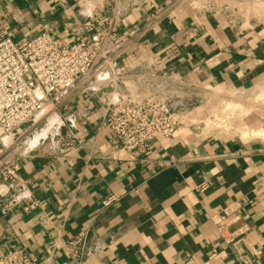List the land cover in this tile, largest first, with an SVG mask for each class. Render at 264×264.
Instances as JSON below:
<instances>
[{
  "label": "crops",
  "instance_id": "0c3cea01",
  "mask_svg": "<svg viewBox=\"0 0 264 264\" xmlns=\"http://www.w3.org/2000/svg\"><path fill=\"white\" fill-rule=\"evenodd\" d=\"M162 2L116 19V31L141 26ZM112 8L109 0H0V36L21 42L46 29L71 41L85 35L84 20ZM258 12L236 20L222 6L198 12L182 3L138 35L114 72L152 59L184 84L262 86ZM93 87L78 86L9 148L22 185L20 205L0 212V250L22 248L37 264H264V120L249 123L258 136L182 129L151 140L148 152H126L102 121L112 86ZM256 114L264 119V110ZM82 230L86 244L74 257L68 242Z\"/></svg>",
  "mask_w": 264,
  "mask_h": 264
},
{
  "label": "built area",
  "instance_id": "2783aa9c",
  "mask_svg": "<svg viewBox=\"0 0 264 264\" xmlns=\"http://www.w3.org/2000/svg\"><path fill=\"white\" fill-rule=\"evenodd\" d=\"M109 1L113 3L111 14H93L84 20L81 28L85 35L71 41L54 37L46 29L21 42L13 39L9 31L0 36L1 213H10L20 205L19 162L9 156V148L16 143L24 126L44 116L51 117L55 107L81 85L90 89L112 86V97L102 121L120 149L126 152H148L151 140L159 136L170 139L182 129L210 135H226L231 131L236 136H252L249 133L253 128L239 117V110H247L251 104L242 105L236 98L261 101L264 105V85L214 90L209 86L184 84L179 77L160 73L152 59L142 63L138 70L123 74L114 72L115 62L136 43L138 35L159 23L170 8L187 3L198 12L219 6L226 12H234L239 6L220 0H163L158 6L151 5L141 26L119 34L115 29L116 19L129 11L139 10L147 0H126V4L124 1L120 4L122 0ZM252 1L259 5V9H264V0ZM198 91H204L217 101L221 112L213 117L217 121L216 128L220 127L217 132L191 127L196 121L189 118L190 111L182 104H173V100L178 101ZM226 112L230 117H222ZM219 114L222 118L217 117ZM8 189H14L15 193ZM112 199L113 196L107 198L104 205ZM86 239L87 233L82 230L68 242V250L74 257L80 256ZM0 264L37 262L22 248H13L0 250Z\"/></svg>",
  "mask_w": 264,
  "mask_h": 264
},
{
  "label": "rangeland",
  "instance_id": "374dc122",
  "mask_svg": "<svg viewBox=\"0 0 264 264\" xmlns=\"http://www.w3.org/2000/svg\"><path fill=\"white\" fill-rule=\"evenodd\" d=\"M220 1H225V2L227 1L229 4L234 3V6H239L238 11L229 12V14L233 15L234 16L233 18H235L236 20H241L243 19V17L249 18V16L252 15L253 13H260L258 12V10H261L259 9V5L256 3H253L252 0H248V1L247 0L246 1L220 0ZM223 4L225 6V3ZM240 10H242V12ZM250 10H255V11H250ZM186 96H187L185 97L186 101L182 103V106L184 105L187 111H190L189 118L192 121H196V123L194 122V124L191 127H194V128L197 127L196 129L206 128L209 131L217 132L218 131L217 129H219L220 127L216 128L215 123L217 121L213 118L216 113H221L220 111H218L217 101L213 99L211 96L207 95L204 91H198L197 93L188 94ZM236 99H237V102L241 101L239 103H241L242 105H246L249 102L251 104L250 106L247 107V110H245L246 108L244 110L243 108L239 110L241 112L236 110L237 112H239V117H241V121L242 122L244 121L246 124H248L251 129L252 128L260 129V128L254 127L252 124H249V123H252L255 120L260 121V122L264 120L263 118H259V115L256 114L264 110V105H262V102L261 101L255 102L252 100L246 101L244 97H237ZM253 102H254V105H253ZM229 112H226L227 114H224L222 117H225V118L227 116L230 117L228 114ZM217 117L222 118L221 114L217 115ZM260 117H264V116L261 115ZM53 118L54 117H52V120H54ZM52 120L50 121V123L53 122ZM43 123H44V120L43 122L40 123V125L41 124L43 125ZM262 128H264V125L262 126ZM230 132H228L226 135L233 134ZM250 135L256 136L257 134H250Z\"/></svg>",
  "mask_w": 264,
  "mask_h": 264
},
{
  "label": "bare ground",
  "instance_id": "6f19581e",
  "mask_svg": "<svg viewBox=\"0 0 264 264\" xmlns=\"http://www.w3.org/2000/svg\"><path fill=\"white\" fill-rule=\"evenodd\" d=\"M47 128V127H46ZM46 130V129H45ZM40 133V132H39ZM38 133V134H39ZM37 134V133H36ZM41 134V133H40ZM249 134H257V131H256V129H253V130H251V132L249 133ZM42 136V135H41Z\"/></svg>",
  "mask_w": 264,
  "mask_h": 264
}]
</instances>
